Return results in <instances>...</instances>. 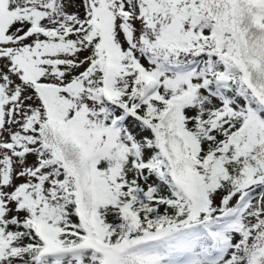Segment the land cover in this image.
Segmentation results:
<instances>
[{
  "label": "snow or ice",
  "instance_id": "snow-or-ice-1",
  "mask_svg": "<svg viewBox=\"0 0 264 264\" xmlns=\"http://www.w3.org/2000/svg\"><path fill=\"white\" fill-rule=\"evenodd\" d=\"M0 264H264V0H0Z\"/></svg>",
  "mask_w": 264,
  "mask_h": 264
}]
</instances>
